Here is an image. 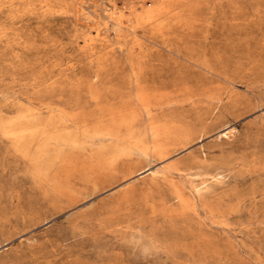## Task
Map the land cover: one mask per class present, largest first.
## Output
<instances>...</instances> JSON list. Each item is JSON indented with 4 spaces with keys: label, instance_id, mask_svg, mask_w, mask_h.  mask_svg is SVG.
<instances>
[{
    "label": "rangeland",
    "instance_id": "rangeland-1",
    "mask_svg": "<svg viewBox=\"0 0 264 264\" xmlns=\"http://www.w3.org/2000/svg\"><path fill=\"white\" fill-rule=\"evenodd\" d=\"M0 264H264V0H0Z\"/></svg>",
    "mask_w": 264,
    "mask_h": 264
},
{
    "label": "bare ground",
    "instance_id": "bare-ground-1",
    "mask_svg": "<svg viewBox=\"0 0 264 264\" xmlns=\"http://www.w3.org/2000/svg\"><path fill=\"white\" fill-rule=\"evenodd\" d=\"M233 131V130H232ZM232 132H229L228 134L226 133V135L225 136H229L230 134H231ZM226 138V137H225Z\"/></svg>",
    "mask_w": 264,
    "mask_h": 264
}]
</instances>
